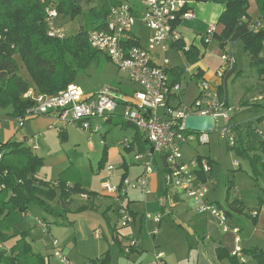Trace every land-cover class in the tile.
<instances>
[{"label":"crops","instance_id":"0c3cea01","mask_svg":"<svg viewBox=\"0 0 264 264\" xmlns=\"http://www.w3.org/2000/svg\"><path fill=\"white\" fill-rule=\"evenodd\" d=\"M187 1V7L193 12L194 17L192 19H183L179 21L177 25V32L179 35L178 40L182 39L186 43L188 49L191 45H194L202 50V39L205 37V31L207 28L211 24L216 23L215 26L217 27V32L222 30V26L218 23V20L220 15L225 11L226 5L224 3L195 2V0ZM251 1L254 0H250V3ZM133 3L135 5L139 4L137 1H134ZM202 18L205 20L203 23L199 20ZM244 21L251 22L252 24L258 23L252 22L250 14L248 17L244 18ZM194 24L195 26H193ZM185 25L194 27L195 29L199 28L202 34L200 38L191 40L188 36L189 31L184 27ZM232 42V52L235 54L237 46L240 45L242 41ZM141 43L146 44V42L143 43L142 40ZM173 50L179 52L181 55H183L184 52L183 50L171 48L168 52V56L171 61V69L179 68L184 70L183 80L180 82L183 87L181 99L187 101L189 97L188 85H186L189 83L186 75L187 69L183 66L172 63L170 51ZM222 50L223 48L219 46L220 64H212L211 62L208 64H201L202 59L199 62L192 64L191 66L197 67V70L193 72V76L207 79L218 89L221 98L225 99L227 106L233 109L231 114V124L234 126V129L247 122H252L253 129L250 130V133L258 140L264 141V131L260 128L262 124L259 123V121H263L264 115H259L256 118L248 116L243 117V119H237L238 116H242V113L244 114L249 111L252 112L254 108H259L261 106L264 107V104L256 105L249 102L252 101V98H254L256 94H259L260 98L264 97V76L263 78H259L251 68L250 71L240 69L236 60L234 69L227 73L224 79L219 78L214 71H216V69L222 64ZM22 73L24 76L29 77L27 72L26 74L24 72ZM170 76L172 79L171 73ZM247 77H252L255 84L246 85L245 83L247 81H245V79ZM256 84H263V87L261 88ZM229 86L231 88V93H229ZM133 90V85L128 88L114 89V91H119L125 95H131ZM198 93L199 90L194 95L195 98L193 101L198 96ZM230 94H232V99ZM10 108L11 107L7 108L4 112L0 111V145L14 140L23 142L31 149L33 154L42 157L44 160L45 164L38 174L40 179L54 181L58 179L65 170H68L67 175L70 179L68 182L69 186L73 185L75 180L81 179L82 187L89 192H93V195L74 194L68 199L66 205L61 203L59 196H57L55 200L49 201L48 203L52 207L53 212H48V214L51 216L54 215L55 206L53 203L57 202V205L60 207V209L57 210L60 216L59 220L48 219L44 216L41 217L38 214L31 213L33 210L32 205L29 206L26 212H19V222L15 224L16 229L20 232H24L27 237L33 241L35 250L45 256L48 264H92V260H99L103 258L106 253H109L111 257V264H115L111 250L112 244L115 243L118 245L120 254L127 260L131 259L137 261L138 264H146L144 260H147L148 258L149 261H152L154 253L160 250H156V247L158 246L153 248L152 246H147L148 235L152 230L160 227L165 217L169 214L166 212V206L169 201L172 203L171 208L176 209V218L187 225L191 233H194V235L189 236V239L191 241V239L196 238L194 241H196L197 246V264H228L227 260L219 259L218 249L224 248L233 255L232 252L237 245L243 249V261H245L246 264H256L251 256L245 253V250L251 248L242 246L245 239L243 218L249 216L254 226L252 230L254 236L258 237L259 240L264 239V193L262 194L258 192V207L250 208L249 210H247L245 202L237 198V196L240 195L238 190L235 191L233 198H231L228 193L226 198L228 208L223 207L220 202H217V200L214 201L209 196L210 192L208 193L211 202L219 205L224 210L230 211V214L227 215L229 224L240 229L239 236L241 237V242L237 244L235 242L236 235L232 231L225 232L218 223V220L212 215L197 213L194 204L184 193L181 191V193L177 191L169 192L168 185L163 188L161 187V179H159L161 176L159 177V175L161 174L164 180V160L162 155L157 154L155 170L148 176V191L130 188L125 194V196L128 197L127 202H129V205L126 204L127 208H129L130 213H128L130 214L132 221L126 226H120V219L122 220L123 217L122 214L118 212L119 208L117 209V205L121 202H117L116 198H114L115 194H109L105 191V194L102 196H107L106 199L108 201H104L100 193L94 192L87 186L83 185L82 171L69 157H66L64 153L60 152L57 154L54 150L52 151V145L57 142V136L64 130H67L66 123L60 121L57 116L51 115L33 116L20 121V117L12 114L13 112L10 111ZM118 108L115 115H112L107 120L92 119L88 129L94 134L103 132L105 124H114L116 126L121 125L123 128L133 127L132 133L129 136H125L123 144H114L112 146L110 144L106 145V150L102 156V159L103 157L105 159L104 164L106 163L105 165L103 164V166H107V170L109 166H112L110 164L112 161H120L117 165L120 168H115L113 166V173H110L108 170L110 173L109 175H113L112 181H109L108 183L113 186H120L123 179L126 177L131 179L139 178L144 173V165L141 161L135 160V155L138 153H145L151 149V144L146 140L143 133L134 125L124 122L121 117L122 110L119 112ZM55 132H58V134ZM234 132L237 138V131ZM63 134L66 135V131ZM105 135L106 132L104 136ZM90 146L93 147V144L90 143ZM51 165H57L55 166L57 167L55 173L50 172L48 169ZM238 165L241 164L238 163ZM134 166H140L139 171L136 173H132ZM116 169H119L118 175L115 173ZM210 179H212L211 172L209 174V179L206 182L207 186ZM256 184L264 192V182L259 181L256 182ZM229 191L230 189L228 192ZM122 200L123 199H121V201ZM233 201H236L237 204L235 205L240 209L242 208L243 212H238L237 210L230 208L229 202ZM161 202L164 204V207H160ZM155 203L157 204L154 205ZM155 208L160 209L162 213V215H160L161 222L159 224H157L152 218V216L155 215L150 214L155 213ZM254 213H256V215ZM148 215H150V217ZM31 218L35 219L33 224H31L32 222L30 221ZM40 221H43L45 225L40 224ZM52 223L57 226L52 227ZM122 227L129 228L125 234L121 231ZM247 227H250V225L247 224ZM36 228L44 229L49 232V234L45 233L44 235V238L49 236L48 241L45 240V242L41 243V241H36L35 238L30 236V233ZM98 231H100V233H97ZM9 234H12V232ZM157 234H159V231ZM17 238L18 237H14L6 242H1L0 249H9L15 243ZM132 239L138 241L137 246L132 248L130 252H125V255L122 254L121 249L123 250L124 246ZM107 245H109V247ZM254 247L264 249V247L253 246V248ZM57 251H60L62 256H65L68 259V263L63 262L62 257L56 254Z\"/></svg>","mask_w":264,"mask_h":264},{"label":"built area","instance_id":"2783aa9c","mask_svg":"<svg viewBox=\"0 0 264 264\" xmlns=\"http://www.w3.org/2000/svg\"><path fill=\"white\" fill-rule=\"evenodd\" d=\"M187 5V0H139L137 5L119 1L111 7L103 28L88 31L91 46L104 53L127 75L134 86L131 95L105 90L85 96L76 84H70L57 94L43 93L30 87L23 94V99L33 102V105L19 119L23 121L28 117L51 115L57 116L62 122H74L89 129L92 119L107 120L121 106L122 119L143 133L151 144V149L135 155V160L144 165V173L139 178L126 177L120 186L104 184V190L115 194L117 202H121V196L130 188L148 191V176L155 170L156 155L160 154L164 160L163 174L168 187L172 186L184 193L194 204L197 213L215 217L225 232L232 231L236 235L235 242L238 244L241 242L240 229L231 226L226 211L210 201L209 188L199 179V172L210 174L211 163L205 157L199 160L198 156L192 162L186 163L180 153L183 144L194 141L209 142V132L186 129L185 121L189 115L213 116L216 129L219 128L218 119L223 118L225 125L220 128L223 137L230 146L236 143L234 126L231 124L233 109L227 106L225 99L221 98L218 89L210 81H201L198 84V96L191 103H187L181 99L182 84L171 80L168 52L172 48L171 44L179 39L177 25L183 19L194 17L190 10L183 11ZM58 17L57 9L48 7V34L63 38L66 34L57 25ZM137 20H141L150 31L146 44H142L140 38L133 34L132 29ZM250 27L259 30L260 24L251 23ZM216 32L217 27L211 26L205 34L206 42L209 43ZM221 61L216 75L224 79L234 69L236 56L223 48ZM238 163L237 161L236 164ZM108 170L113 173L114 167L109 166ZM119 212L123 217V226L132 221L130 212L123 203ZM152 218L157 224L161 222L160 215ZM39 223L44 224L43 221ZM158 231L159 227L152 234L155 235ZM137 243V240L132 239L124 246L125 252H130ZM232 253L243 260V249L239 245ZM56 254L62 257L63 262L68 263V259L60 251ZM150 264H165V254L156 251Z\"/></svg>","mask_w":264,"mask_h":264},{"label":"trees","instance_id":"16d2710c","mask_svg":"<svg viewBox=\"0 0 264 264\" xmlns=\"http://www.w3.org/2000/svg\"><path fill=\"white\" fill-rule=\"evenodd\" d=\"M264 10V0H256ZM118 0H98L96 6L84 10L78 0H0V107H14L12 114L23 117L33 102L23 99V94L34 87L40 92L57 94L75 83L79 73L84 72L100 52L93 48L88 40V31L101 29L112 6ZM195 2H222L226 5L218 23L222 26L213 39L223 48L230 41H243L244 48L251 57V70L259 78L264 76V57L261 55L264 43V29H252L251 22L244 21L249 16L250 0H195ZM56 5L60 15L74 20L83 15L85 23L72 35L63 38L51 37L46 22L49 5ZM189 10L185 7L183 11ZM57 18V25L58 20ZM59 26V25H58ZM62 27V26H60ZM206 47L205 37L202 39ZM172 48L183 50L187 59L195 64L205 55L204 50L180 39L171 44ZM22 61L29 77L24 76L17 60ZM172 82H181L184 70H170ZM125 123L131 124L128 121ZM253 123L247 122L234 129L237 131L234 148L238 155L247 159L251 166V176L256 182H264V141L258 140L251 133ZM0 239L6 242L18 237L9 249H0V264H48L45 256L36 251L33 241L24 232L16 229L19 212H26L30 205H39L47 212H53L49 201L59 196L62 204L74 194L93 195L82 187L81 179L69 186L68 170L58 179L47 181L38 174L43 166V158L32 153L23 142L8 141L0 145ZM198 156L202 160L201 155ZM211 163L208 156H206ZM105 162L103 157L102 163ZM198 172V171H197ZM199 179L206 183L209 173L199 172ZM236 201L229 202L230 208L243 212ZM229 215L230 211L225 210ZM12 232V234H9ZM122 254H126L121 249ZM256 264H264V249L245 250ZM218 257L228 264H246L241 257L231 255L226 249H218ZM92 264H111V257L106 253Z\"/></svg>","mask_w":264,"mask_h":264},{"label":"rangeland","instance_id":"374dc122","mask_svg":"<svg viewBox=\"0 0 264 264\" xmlns=\"http://www.w3.org/2000/svg\"><path fill=\"white\" fill-rule=\"evenodd\" d=\"M118 1H121L125 4H128L129 2L133 3L134 1L139 2V0ZM78 3L83 7L84 10H88L93 6H96L98 4V0H78ZM49 6L56 8L55 4ZM248 12L252 18V22H258L260 24V28L262 26V28L264 29V10L260 8V5L256 0L251 1V3H249ZM199 20L202 23L205 22L203 18ZM84 23L85 17L83 15L77 16L74 20H71L70 18H65L63 15H60L58 20V25L63 27L65 34H67L68 36L76 32L80 28V26L84 25ZM214 25H216V23L211 24L205 31V34L207 33L208 29ZM193 26H195V24ZM184 27L189 31L188 36L191 40L200 38V36L202 35L201 30H199V28L195 29L194 27H190L188 25H185ZM132 31L133 34L139 37L143 43L146 42L150 33L149 29L144 25L141 20H137ZM219 46L220 43L215 39H211L206 47L202 42V50H204L205 55L202 57L201 64H208L209 62H211L212 64H220V52L218 51ZM228 47L229 52L231 53L233 48L232 41L228 42L223 48L228 49ZM261 55L264 57V43ZM235 56L240 69L250 71L252 59L250 57L249 52L245 50L243 41L240 45L237 46ZM170 57L173 64H178L187 69L186 75L189 83L186 85H188L189 97L186 102L191 103L195 98L194 95L199 90L198 84L201 81L207 79H204L203 77L193 76V72L197 70V67L191 66L192 63L187 59L185 53L181 55L179 54V52L173 50L170 51ZM17 60L19 62L22 72L26 74L22 61L19 59L18 56ZM218 68L216 69V71L218 70ZM252 79V77H247L245 79V81H247L245 84H255V81L253 82ZM73 84H76L85 96L98 94L105 90H114L115 88H128L132 86L130 80L127 78V75L124 72L120 71L118 67L104 53H100L98 59L90 63V65L84 72L79 73L76 77L75 83ZM257 86L262 88L263 84ZM229 93H231L230 86ZM231 95L232 94H230V97L232 99ZM249 102L254 103L256 105H263L264 97L260 98L259 94H256L254 98H252V101ZM6 109L7 108L0 107V111L2 112H4ZM121 110V107H119L118 111L120 112ZM10 111H14L13 106L10 108ZM259 115H264V107L262 106L259 108H254L252 112L249 111L244 114L242 113V116H238L237 119H243V117L248 116L256 118ZM259 123L262 124L260 128L264 131V119L262 122L259 121ZM66 125L67 130H64L57 136V142L52 145V151L54 150L57 154L60 152L64 153L66 157H69L72 162L81 169L83 175V185L87 186L88 188H90V190L94 192L100 193L102 199L104 201H108L106 199L107 196H102L105 194V188L103 187V184H107L109 181H112L113 175H109L110 173L107 170V166H103L104 162L102 163V156L106 150V145L110 144L112 146L114 144H123L125 141V136H129L132 133L133 127L123 128V126L121 125L116 126L114 124H105L103 132L92 134L90 130L80 127V125H78L77 123L67 122ZM223 125H225L224 119L219 118V128L208 133V143H200L198 141H194L188 144H183L180 151L182 159L184 162L190 163L196 158L197 154L202 155V157H210V160L212 161V179H210L208 184L210 192L209 196L214 201L217 200V202H220L223 207L228 208V204L226 201L228 193L229 196L233 198L236 190H238L240 193L237 198L245 202L247 210H249L250 208L252 209L258 207V192L262 194L264 192L256 184V181L251 176V168L248 160L238 155L236 150L234 148H231L226 138L223 137L222 132L220 131V128ZM65 131L66 135L63 134ZM105 132L106 135L104 136ZM55 133L58 134V132ZM90 143L93 144V147L90 146ZM236 161H238L241 165H236ZM119 162V160L112 161V163L110 164L115 168H120L119 166H117ZM44 164L45 163L43 160V166ZM55 166L57 165H51L48 167L50 172L55 173V171L57 170V167ZM139 169L140 166H134V171L132 170V173L138 172ZM118 170L119 169L115 170L116 175L119 174ZM159 177V179H161V187H166L167 184L163 180L161 174L159 175ZM168 188L169 192L177 191L181 193L180 190L175 189L172 186ZM229 189L230 191L228 192ZM121 199H123L121 203H116L118 204L117 209L121 208L122 203H124L125 207L129 203L127 202L128 197H126L125 194L121 196ZM156 204L157 203H155L154 205ZM53 205L55 206V213L53 216L48 214V212H46L43 207L37 204L32 205L33 210L31 211V213L38 214L41 217L44 216L48 219L59 220L60 216L57 210H59L60 207L57 205V202H54ZM171 205L172 203L169 201L168 205L166 206V212L169 214L165 217L162 225L159 227V234L154 236L152 234V230L148 235L147 246H152V248L158 246L156 247V250L163 251L166 255L165 264H197V246L196 241H194V239L196 238L191 239V241L189 239V236L194 235V233H191L188 226L185 225L182 221H179L178 218H176V209L171 208ZM160 207H164V204L162 202L160 203ZM154 212L155 213L150 214L162 215L160 209L158 208H155ZM243 219V230H245V239L242 243V246H246L247 248H253V246L264 247V239L259 240L258 237L254 236L253 234L252 230L254 226L252 224L251 218L249 216H246ZM30 221L32 222L31 224H33L35 219L31 218ZM247 224L250 225V227H247ZM53 225L54 223H52V227L57 226ZM119 225H123L121 219ZM127 229L129 228L122 227L121 231L125 234ZM45 233L49 234L47 230L36 228L30 233V236L35 238L36 241H41V243H43L45 242V240L48 241L49 238V236H47V238H44ZM98 233H100V231H98ZM1 242L2 241L0 239V244ZM107 246L109 247V245ZM111 250L115 264H138L137 261H133L131 259L127 260L123 255H121L119 252L118 245L116 243L112 244ZM144 262H146V264L151 263V261H149V258L147 260L145 259Z\"/></svg>","mask_w":264,"mask_h":264},{"label":"water","instance_id":"95a60500","mask_svg":"<svg viewBox=\"0 0 264 264\" xmlns=\"http://www.w3.org/2000/svg\"><path fill=\"white\" fill-rule=\"evenodd\" d=\"M185 127L194 132H211L216 129V120L213 116L189 115Z\"/></svg>","mask_w":264,"mask_h":264}]
</instances>
